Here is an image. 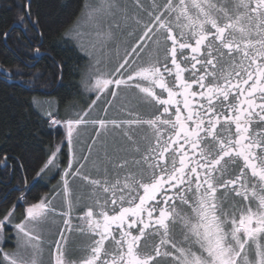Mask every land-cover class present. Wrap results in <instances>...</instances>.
<instances>
[{
	"label": "snow or ice",
	"instance_id": "1",
	"mask_svg": "<svg viewBox=\"0 0 264 264\" xmlns=\"http://www.w3.org/2000/svg\"><path fill=\"white\" fill-rule=\"evenodd\" d=\"M86 7L91 29H69L62 36L76 38L85 54V37L91 48L105 52L113 26L120 27L116 12L127 20V10L117 0ZM136 7L148 17H132L142 34L115 73L102 71L99 59L91 63L85 85L96 100L112 85L135 88L155 111L141 119L125 109L135 118L121 120L86 119L83 111L61 121L42 110L50 126L63 125L66 132L63 207L45 196L17 221L13 205L0 219V239L14 230L9 239L17 243L11 253L0 247V264H45V252L50 264H264V0H151L150 9L136 0ZM26 8L19 21L26 31L40 29L30 0ZM2 35L7 39L9 33ZM34 55H41L39 47ZM59 67L62 79V62ZM87 124L99 125L96 138L101 131L108 135L111 125L131 144L130 152L119 146L110 152L102 142L94 177L81 172L92 146L88 155L75 153L78 129ZM133 126L150 131L145 144ZM59 151L37 178L60 168ZM70 177L86 182L83 195L73 197ZM82 200L88 203L73 226ZM58 223L62 227L52 231L49 226ZM73 232L85 243L70 247L66 233Z\"/></svg>",
	"mask_w": 264,
	"mask_h": 264
},
{
	"label": "trees",
	"instance_id": "2",
	"mask_svg": "<svg viewBox=\"0 0 264 264\" xmlns=\"http://www.w3.org/2000/svg\"><path fill=\"white\" fill-rule=\"evenodd\" d=\"M87 1L31 0L33 19H39L41 28L26 31L19 17L27 11L28 0H0V70L12 76L9 79L0 73V219L16 205L15 217L20 220L25 209L44 197L67 166L65 128L50 126L37 103L44 102L46 110L63 121L68 119L66 112L82 98L89 59L76 42L62 34L76 24ZM14 24L20 28L11 30ZM4 32L9 33L7 39ZM36 47L40 56L34 55ZM58 146L60 170L37 178ZM5 156L6 165L2 162ZM12 247L11 241L4 246Z\"/></svg>",
	"mask_w": 264,
	"mask_h": 264
},
{
	"label": "rangeland",
	"instance_id": "3",
	"mask_svg": "<svg viewBox=\"0 0 264 264\" xmlns=\"http://www.w3.org/2000/svg\"><path fill=\"white\" fill-rule=\"evenodd\" d=\"M97 0H88L86 5L89 4H95ZM157 3H163L164 0H156ZM117 3L121 6V8H125L127 10L128 19H124L123 12L117 11L116 15L114 17V23L119 24L120 27L116 28L113 26L112 31L114 33V40L112 43L109 44L108 50L105 52H101L98 48L93 49L89 46V38L85 37L82 41L84 43V47L88 54H84L89 59V65L93 63L95 60L99 59L101 61L100 67L102 71L108 72V73H115V69L118 67L119 63L122 62L123 58L125 57L126 50H130L131 47L135 44L139 36L142 34V26L136 25L135 20L132 18L134 16H139V18L142 21H147L148 17L145 12L141 11V9L136 7V0H117ZM140 3L144 6L146 9L151 8V0H140ZM85 5V9L81 13V15L78 18V21L76 24L71 28V30H79L83 32H87L91 29L92 25L91 22L87 19V12L88 8ZM129 33H132V35H129ZM74 42L77 43V39L73 36L69 35ZM149 43V42H146ZM149 47H152L151 43H149ZM80 48V47H79ZM143 59L146 61L148 59L147 56H144ZM141 61L138 59L136 61L137 64H139ZM88 65V67H89ZM135 66V65H133ZM88 67L84 71V77H83V85H84V92L82 95V98L79 102H76L74 104V108L72 110H69L66 112L67 118L75 119L77 112H83L88 111V116L86 119L91 120H99V119H105V120H121V119H129V118H135L129 117L128 112L125 109H134L136 112L139 113V117L142 119L144 117H147L150 115L151 110L148 109V104L141 101L139 99L140 95L138 93V90L135 88H124L121 86V88L117 89L115 88V85L110 86L109 90L101 95V98L99 100H96V92L95 91H88L85 85V81L88 79ZM123 72V70H121ZM126 76V73H124ZM116 78H119V74H116ZM89 83H91L89 81ZM116 91L117 95L115 98H113L111 95H109V92ZM96 101L93 105V101ZM37 106L39 109L46 110L48 109L46 107V104L44 102H38ZM91 106V109L89 110ZM106 110V111H105ZM58 127V126H54ZM136 130L133 133L135 138L139 143L142 145L146 143L145 137L150 136V131L146 130L145 126H133ZM99 128V125H81L78 129V139L79 143H77L75 148V153L77 158H79L82 155H88V147L92 146V152L89 156L88 162L85 164V168L81 169V172L84 174H91L93 177L97 175L95 171V167L93 164V161L96 160L97 156L103 155L102 148V142L108 147V150L111 152L113 148L119 146L121 148L128 149L129 152L131 150V144L126 140L125 137H123L119 130H113L112 126L109 125V134L105 135L103 131H101V136L99 138H96V130ZM96 139V144L92 145V140ZM66 140V139H65ZM67 144V141H65ZM121 155H124V153H121ZM70 157V153H69ZM59 161V157L57 158ZM84 163V161H81ZM60 164V162H59ZM61 168V166H60ZM59 169H53L51 174H56ZM70 179V186L73 193V197L77 195H83L86 192L87 184L85 181L80 179V177L76 178H69ZM55 187L51 193L48 195L50 199L55 197L53 199V204L57 207V209H60L63 207L64 198H63V192H62V181L61 178L59 180L54 181ZM57 193H60L57 195ZM86 202V200H82L81 204ZM88 203V201H87ZM76 210V209H75ZM75 210L73 214L75 213ZM17 221V217H15ZM60 217H57V221H60ZM52 231H58L60 227H62V224L57 225H50L49 226ZM15 235L14 230H9L6 232L5 236L0 239V247L5 246V244L8 241H11L13 244L12 248H4L5 252L11 253L15 250V246L17 241L15 239H9V237H13ZM69 235V246L75 247L77 245H82L84 243V239L80 237L77 233L73 232ZM50 239H55V237H49ZM51 257L49 256L48 252H45L44 260L45 264H50Z\"/></svg>",
	"mask_w": 264,
	"mask_h": 264
},
{
	"label": "flooded vegetation",
	"instance_id": "4",
	"mask_svg": "<svg viewBox=\"0 0 264 264\" xmlns=\"http://www.w3.org/2000/svg\"><path fill=\"white\" fill-rule=\"evenodd\" d=\"M146 42H147V41H146ZM165 95H166V94H165ZM147 104H148V103H147ZM148 109L151 110L150 115L147 116V117H144V118H142V119H147V118H149V117L153 114V112L155 111L154 107H153L152 105H150V104H148ZM53 180H54V179H53ZM54 187H55V184L53 183V184L50 186L49 191H48L47 193H45L44 195H48L49 193H51V192L53 191ZM22 201H25V198H23ZM86 203H87V201L84 202V203H82L79 207H77L76 210H75V213L72 215V224H73V226H75V225L78 223L77 217H78L79 215H81V214L83 213V211L85 210V208L83 207V205L86 204ZM7 243H8V242H7ZM84 243H85V240H84Z\"/></svg>",
	"mask_w": 264,
	"mask_h": 264
},
{
	"label": "water",
	"instance_id": "5",
	"mask_svg": "<svg viewBox=\"0 0 264 264\" xmlns=\"http://www.w3.org/2000/svg\"><path fill=\"white\" fill-rule=\"evenodd\" d=\"M30 2H31V0H30ZM15 28H20V25H18V24H14V27H13L11 30H14ZM0 73H1L4 77H7V78H9V79L12 78L11 74H10L9 72H7V71L0 70Z\"/></svg>",
	"mask_w": 264,
	"mask_h": 264
}]
</instances>
